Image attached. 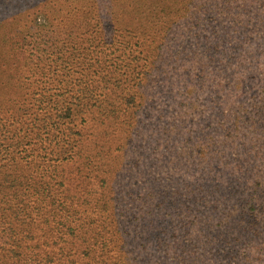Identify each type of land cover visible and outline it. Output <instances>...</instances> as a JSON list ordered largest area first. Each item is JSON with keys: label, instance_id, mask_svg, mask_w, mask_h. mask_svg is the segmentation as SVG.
<instances>
[{"label": "trees", "instance_id": "trees-1", "mask_svg": "<svg viewBox=\"0 0 264 264\" xmlns=\"http://www.w3.org/2000/svg\"><path fill=\"white\" fill-rule=\"evenodd\" d=\"M118 4L101 8L99 14L86 11L76 22L69 20L75 10L65 13L63 6L52 4L54 16L65 17L64 23H59L64 25L57 36L62 37L63 52L55 53L52 48L42 50L36 42L32 48L21 46L22 33L12 24H7L6 30L0 24V60L13 64L15 70L18 66L25 73L34 74L35 71L44 78L21 80L33 104L31 107L11 104L3 113H14L8 118L0 117V264H73L76 247L81 250L78 258L85 264H116L107 261L103 254L109 252L116 237H122V232H117L114 220L109 222L114 229L108 233L106 226L98 231L88 224L90 221L81 223L79 208L90 205L87 199L83 202L77 195L88 183L76 182L83 172L89 175L94 172L95 158L105 161L100 169L111 167L105 169L106 173H111L108 177L111 180L121 177L123 165L137 169V162L128 160L147 141L141 131L146 128L143 119L149 117L144 109L147 94L151 92L146 93L144 78H149L152 72L155 76H150L151 80L168 78L170 74L164 66L176 72L177 60L184 66H194L188 64L190 58L197 59V78L210 79L208 93L213 97L208 107L216 122L205 121L208 134L195 139L192 136L181 138V130L171 126L174 123L162 129L163 135L168 136L175 129L172 140L184 148L191 147V152H181V147L172 157L180 161L187 156L185 164L195 166L198 163L195 171L199 179L206 182L210 179L218 187L223 184L226 191L235 190L242 195L239 214L226 220H235L234 225L238 224L245 233L257 231L258 217L252 213L264 210V0H135ZM3 22L8 20L0 16V23ZM43 24L52 25L47 20ZM146 25L152 29V38L143 39L148 44L147 47L142 44L146 57L126 64L128 69H136L129 75L131 80L115 78L112 72L103 76L96 70L105 58L101 57L102 49L98 47L113 44L112 33L129 32L132 27ZM183 28L195 35L196 49L193 51L181 34ZM146 32L138 33L146 35ZM168 36L175 41L171 38L168 44ZM45 38V45L49 47L57 39H53L52 33ZM151 45L155 47L149 50ZM20 49L27 53L24 54L27 64L23 67ZM45 59L47 66L43 63ZM259 67H262L263 78H245L243 87L240 79H244L235 78L239 72L245 73V69L256 71ZM44 70L46 74L42 73ZM73 71L86 78H68ZM180 76L189 78L190 73L187 71ZM151 80L147 81V86ZM161 81L168 82V79ZM182 82L186 94L192 98L197 99L203 91L191 88L188 80ZM48 85L55 86L58 92L51 96ZM240 90L245 91L241 100L231 107L229 98ZM161 101L166 105L164 97ZM150 103L154 105V100ZM223 104L229 113L226 123L219 118ZM30 110H33L32 116L28 115ZM87 122L94 126L86 131L89 138L83 133ZM31 136L35 137L32 142L29 141ZM111 139H115L116 148L110 154ZM163 147L165 156H169L168 143ZM194 156L197 160H192ZM70 163L77 167L66 176L60 166ZM154 164L150 161L144 164L146 174L155 168ZM165 165L162 163V168ZM170 168L175 170L173 166ZM108 178L101 179L103 185ZM118 188L113 191L121 193ZM235 203L236 200L233 209L238 207ZM208 204L203 203L205 207ZM77 205L79 208H75ZM35 223L40 225L46 238L32 247L28 241ZM151 226V255L165 250L169 264H194L195 261L183 252H171V257L168 256L167 248L170 247L164 238L172 233L169 222H152ZM188 232V228L181 229L185 237ZM251 237L253 235L248 236ZM60 243H65L66 251L59 246L58 255L48 252ZM243 251L247 252V248ZM234 259V256L227 257L226 264H236ZM244 260L246 264H264V254L255 258V262L247 257Z\"/></svg>", "mask_w": 264, "mask_h": 264}, {"label": "rangeland", "instance_id": "rangeland-1", "mask_svg": "<svg viewBox=\"0 0 264 264\" xmlns=\"http://www.w3.org/2000/svg\"><path fill=\"white\" fill-rule=\"evenodd\" d=\"M125 1L133 2L135 0H69L67 3L66 0H1L0 16L7 19L8 22L0 24L3 26V30L8 28L7 24H12L18 30L17 32L22 33L21 42L19 43L21 46L32 48L34 42H36L40 43L42 50L52 48L57 53L62 51L61 46L63 45L62 37L57 36L60 34L61 27L64 24L59 23H64L65 17L54 16L52 4L63 6L62 11L65 13L75 10L69 15V20L70 22H76L86 11L92 10L94 14H99L101 8L115 6L110 5L111 3H119L118 6H120L121 2ZM55 10L58 11V9ZM44 20H47L52 25L45 26L43 24ZM33 25L36 27H33ZM142 31H147L144 33L146 35L138 33ZM151 31L152 29L148 25L137 29L132 27L129 32L112 33L110 36L113 39L110 40L113 41V44L111 45L104 46L103 44L101 46L94 44L99 45L98 48L100 50L102 49L100 51L101 57L102 55L105 56L104 59H101V67L96 70H100L103 76H108L112 72L115 78H122L126 81L131 80L132 78L129 75L131 73L134 74L136 69H128L126 64L136 62L134 60L141 61L146 57L142 44L145 47L148 46L143 39L148 38L151 40V34H153ZM51 33L53 39H57L54 45L49 47L45 45V37ZM181 34H184L186 45L192 51L195 50L196 38L194 39V33L183 28ZM181 34L179 37L183 41ZM171 38V36L166 37L168 44L171 42ZM172 40L174 39L172 38ZM136 42H138V45ZM154 47L151 45L149 50ZM20 51L23 53V56L20 57V62H22L20 64L23 67L27 64V61H24V58H27L24 54L27 53H24L23 49H20ZM196 60V58H190L188 61V64L192 63L194 66H184L180 60H177L176 72L164 66L163 68H167L165 70L170 74L168 78H153L151 80L150 76H155L153 72L148 76L149 78H144L143 86L147 87L145 91L146 93L151 92V94H147L148 99H146L144 109L145 113L149 114V117L146 120L143 119L146 128H142L141 131V136L144 141H147L140 150H135L132 153L129 160L127 158L128 162H137V169L131 170V165L129 167L123 165L121 177L117 176L114 180H111L108 178L112 176L111 173H106L105 170L107 168L111 169V167L104 166L103 169H100L105 161L102 162L95 158L92 163L95 167L94 172L90 175L83 172L79 177L80 179L76 182L88 183L83 185L84 191L82 190L77 195V198H81L83 202L87 199L89 202L87 205H90V207L79 208L78 205L81 204H78V207H75L79 208V212L80 210L82 212V215H80L81 223L90 221L88 224L91 223V226L98 231L103 229V226H106L105 231L108 233V231L114 229V225H109V222L114 220L117 232L118 230L122 232V237H116L115 243L109 252L103 254L104 258L109 262L113 261L116 264H169L165 257V250L163 253L160 252V254H150L153 242V233L150 234L151 228H153L151 226L152 222L161 224L169 222L172 225V233L166 234L164 238L167 242V247H170L167 248L168 256L171 257V252H183L188 259L195 261L194 264H226L229 256H234V263L236 262V264H246L247 261L244 258L247 257L249 261L255 262V258L264 254V219L261 218V216L264 217V210L262 213H252L258 217L255 234L252 232L245 233L242 228L239 229L238 224L234 225L235 220L232 222L227 221L226 218L237 217L239 214L242 195L235 190L234 192L226 191L223 184L222 187H218L210 179L207 182L199 179L195 171L198 163L195 166L185 164L186 158L188 159L187 156L180 161L172 157L173 153L181 147V152H191V147L184 148L179 145L180 143L178 144L172 140V133L176 131L175 129H172L168 136L163 135L162 129L166 125L174 123L171 126L181 130V138L192 136L195 139L208 134L205 128L208 123H205V121H213L214 124L216 122L214 116L209 114L210 109L208 107L209 101L213 97L212 95L209 96L208 93L210 91V79L197 78L198 76L195 74V70L198 67V65H195ZM43 63L47 66V59ZM13 67V64L0 60V117L4 118L10 117L14 113V111L3 113V109L6 111V107L11 104L15 106L16 103H20L24 107L27 105L31 107V103L33 104L30 100L31 95L27 93L28 89L27 91L24 89V83L21 80L25 78H31L32 80L44 79L35 71L34 74L25 73L22 68L17 66L15 70ZM261 69L262 67H259L256 71L245 69V73L239 72L235 78L237 80L240 78L244 79H240L243 82V87V84L246 83L245 78L252 76L254 78H263ZM187 71L190 73V77L181 78L180 75ZM42 73L46 74V70ZM68 78L86 77L76 75L73 71V74ZM17 79H20V81L16 82ZM165 79H168V82L161 81ZM148 80H151L149 86H147ZM154 80H158V83ZM184 80H188L191 88H202L203 91L197 95V99L186 94L185 86L182 82ZM48 89L51 96L58 92V89L53 85H50ZM244 92L240 90L234 93L229 98L228 104L233 107L232 105L237 104L236 102L241 100ZM161 97L167 100L164 101L166 105L161 101ZM151 100H154V105H151ZM223 106L224 104L220 107L221 115L219 118L222 123H226L227 114L229 113L228 111L226 112L227 109ZM32 111L28 112L29 116L33 115ZM158 118L161 119L159 120ZM77 123H80V120ZM84 127L83 133L86 138H89V134L86 131L91 130L94 126L92 123L87 122ZM110 133L112 134V131ZM34 140V136L29 139L30 142ZM114 141L115 139H111L108 144L110 154L113 148H116ZM165 143H168L169 146L167 152L171 153L167 157L163 147ZM125 149L128 148L125 147ZM192 160H197V158L194 156ZM148 161L155 163V168L146 174L144 164L148 163ZM162 163H166L163 168L161 166ZM171 166L175 170H172ZM76 167L77 164L75 163L62 164L60 170L66 171L64 174L69 176L70 170H75ZM106 177L108 180L103 185L101 179ZM117 188L121 193L113 191V189ZM83 194L84 196H82ZM205 197L206 199H203ZM235 200V206L237 204L238 207L233 209ZM205 201L209 203L208 207L203 205ZM87 216L88 218H86ZM190 223L193 226H190ZM40 228L38 223H35L32 228L31 240L28 241V244L32 247L36 243H42L43 239L46 238V234L41 233ZM183 228H188L189 232L186 237L181 233ZM124 229L127 233H125ZM252 235L253 237L248 238V236ZM59 246L66 251L65 243H60L58 246L55 245V247L49 248L48 252L58 255ZM245 248H247V252L243 251ZM218 251L220 252L219 255L216 254ZM79 252H81L80 248L76 247L73 251V257L76 259L72 260L73 264H85L84 260L78 258ZM229 264L233 263L230 262Z\"/></svg>", "mask_w": 264, "mask_h": 264}]
</instances>
